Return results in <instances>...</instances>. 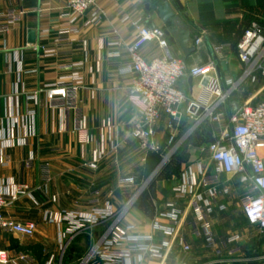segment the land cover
I'll list each match as a JSON object with an SVG mask.
<instances>
[{
    "label": "crops",
    "instance_id": "1",
    "mask_svg": "<svg viewBox=\"0 0 264 264\" xmlns=\"http://www.w3.org/2000/svg\"><path fill=\"white\" fill-rule=\"evenodd\" d=\"M41 1H0L2 11L20 6L27 9L23 20L14 25L8 35L0 38V129L11 126L13 118L19 117L20 127L16 134L18 137L28 135L25 145L10 149L12 163L2 170L1 175L26 182L33 188V198H20L15 206L4 211V215L16 221L38 224L32 238L0 232V248L8 250L14 257L26 254L28 260L24 264H44L50 254H57L61 262L66 239L64 233L69 224L66 221L48 223L45 210L49 206L63 215L113 211L111 218L71 234L75 238L86 235L88 239L86 247L74 250L80 257H72V263L68 264L88 255L114 223L122 227L132 226V234L153 235L160 243L163 236L153 225L156 220L168 221L163 214L169 211L168 204L174 201L181 212L179 233L191 244L192 251L185 256L181 246L174 244L164 260H147L144 264L222 262L215 252L192 234L194 214L189 205L190 199H179L173 191L189 166L197 169L198 163L203 162L209 167V154L203 150L207 145L187 135L189 129L186 127L193 122L187 115L173 128L169 127L171 118L168 115L155 125L154 139L161 146L160 152L164 157L171 136L185 142L162 175L144 188L145 177L154 169L157 156L145 154L132 134L134 127L142 121V115L139 108L127 99L131 78L122 76L119 70L131 63L126 46L138 35L137 21L138 25L166 28L159 12L146 8L147 3L157 0H100L106 11L103 19L86 28L72 45L56 44V31L49 36L40 35L41 29L48 23L38 13ZM181 3L183 9L177 13L184 24L194 31V36L204 35V42L188 58L176 44L170 42L171 53L184 59L188 67L206 64L211 58H217L219 64L225 63L227 67V70L222 69V80L236 79L241 73L237 44L253 21L264 25V0H181ZM52 5L55 8L52 14L56 17L59 1L52 0ZM125 17L128 19L124 21ZM31 29L36 30L35 44L28 42V31ZM82 40L87 42L86 46ZM115 42L122 45L115 46ZM214 48H222L219 57L214 54ZM53 49L56 50L55 55H45L46 50ZM115 52H120V55L115 56ZM141 54L151 61L162 56L163 50L156 41H152L142 47ZM75 63H81V66L69 67ZM76 71L85 77V87L79 93L76 109L65 112L51 108L45 94L37 102L29 99L37 89ZM189 77L180 82L188 100L206 99L204 86L197 79H193L191 84ZM261 86L246 88L260 96L264 94ZM245 94L224 105L222 110L226 116L236 104L248 99L249 95ZM186 108L187 103L180 109L185 112ZM81 124L86 127L87 138L78 129ZM200 125L201 128L204 126ZM95 157L99 159L95 161ZM30 158H33L32 163L27 166ZM131 177L136 178L134 184L122 182ZM224 188H229L228 193H223ZM218 189L219 193L213 201L216 237L223 242L234 232L243 236L235 246L225 248L220 245L222 255L229 258L230 263L240 261L234 258L247 256H253L254 262L263 261V256H256L264 254V238L248 224L243 214L239 199L242 187L238 176L221 174ZM48 199L50 203L44 205ZM221 206L225 208L221 209ZM234 248L235 252L230 254L229 250Z\"/></svg>",
    "mask_w": 264,
    "mask_h": 264
},
{
    "label": "built area",
    "instance_id": "2",
    "mask_svg": "<svg viewBox=\"0 0 264 264\" xmlns=\"http://www.w3.org/2000/svg\"><path fill=\"white\" fill-rule=\"evenodd\" d=\"M58 1L56 17L52 14L55 9L52 0H42L38 6L39 15L48 22L47 26L41 29L40 35L45 37L56 31L55 42L58 45L74 44L86 28L98 24L106 13L104 6L100 5V0ZM26 14L27 9L23 6L8 8L6 11L0 9V38L8 35L12 27L20 23ZM127 19L128 17L123 18L124 21ZM135 25L138 35L126 46L131 63L122 67L119 73L131 78L127 99L139 108L142 115V121L132 132L139 148L145 154L160 152L161 146L154 139V127L165 115L171 118L170 128L176 123H181L184 115L198 124L211 121L215 130L214 141L203 148L209 154L210 168L203 162L198 163L197 169L189 166L183 173L181 182L173 189L177 198L190 199L189 205L194 214L191 232L203 241L206 248L218 255H222L220 245L223 244L225 248L231 247L242 240V234L234 232L220 242L214 231L213 201L219 193L220 176L225 173L238 176L242 187L239 199L243 214L248 224L264 238V100L253 104L258 94L251 92L248 99L236 104L234 110L227 116L222 110L236 92L245 94L246 86L254 87L261 84L264 91V25L253 21L244 31L237 44L238 58L243 71L240 77L224 81L218 76L217 58H211L206 64L188 67L184 59L171 53L170 41L164 28L138 25V21ZM152 41L159 44L163 55L147 61L142 56L141 49ZM203 42V34L196 36L194 45L197 50ZM82 43L84 46L87 45L85 40H82ZM113 45L121 46L122 43L115 42ZM213 50L217 57L222 54V48ZM55 54V49L45 51L47 56ZM114 55L119 56L120 52H115ZM79 66L81 63L69 65ZM186 76L199 80L201 85L205 78H209V83L204 86L207 98L203 101H191L184 112L180 108L187 103L188 96L180 87V82ZM84 87L85 77L76 71L37 89L29 99L37 102L40 96L45 94L51 108L68 112L77 108L78 96ZM202 109L204 111L200 113ZM31 114L34 117V113ZM13 119L15 120L11 126L0 129V232L32 238L37 231L36 222L16 221L4 215V211L15 206L20 198L24 196L33 198V188L28 183L1 175L2 170L12 163L10 149L23 146L27 142L28 135L18 137L16 134L20 127V118ZM78 129L84 132V137L87 138L85 125L81 124ZM174 139L175 136H171L169 142L172 143ZM97 159L99 157H95V161ZM32 160L33 158H30L26 165L30 166ZM122 182L134 184L136 178H125ZM222 191L228 193L229 188ZM49 203L48 199L43 204ZM168 207L169 211L163 214L168 221L163 223L156 220L153 225L163 236L160 243L155 241L153 235L132 234L130 233L132 226L122 227L119 223H114L88 255L81 259L80 264H141L147 258L164 260L174 244L181 246L184 255H188L192 251V246L179 233L181 212L174 201L170 202ZM224 208L221 206V209ZM112 216V210L95 211L89 215L58 214L51 206L45 210V220L48 223L68 222L69 228L64 233L66 236ZM235 249L229 250L230 254H233ZM27 260L26 254L14 257L8 250L0 248V264H24ZM44 264L61 262L56 255L50 254Z\"/></svg>",
    "mask_w": 264,
    "mask_h": 264
},
{
    "label": "rangeland",
    "instance_id": "3",
    "mask_svg": "<svg viewBox=\"0 0 264 264\" xmlns=\"http://www.w3.org/2000/svg\"><path fill=\"white\" fill-rule=\"evenodd\" d=\"M240 71L241 72L243 71V66L241 64H240ZM240 75H241V73H240ZM240 75H238V77H240ZM245 93H246V96H248L249 93H250V88H246ZM241 94H244V93L236 92V94L233 95L232 99L229 102L231 103L232 100H238L237 98H239V95H241ZM189 100L187 101V106L191 102ZM262 100H264V94H262V95L260 94V96L256 97L253 100V104H256V103H258V102H260ZM229 102H228V105L230 104ZM191 121H193V122L189 125L190 127H186V129H189V132H188L187 135H189V136L191 135L192 137H195L196 138L195 140H197V142L203 143L205 145H208L210 142H212L214 140V132L215 131H214V127L212 126L211 121L207 120L205 123H202V125L204 124V126L202 128L200 127L201 126L200 124L195 122V120L191 119ZM183 140L184 139L176 137L174 139V141L172 143H170L168 149L165 152V158H163L155 166V168L149 174L146 175L145 179L147 180V182H145L144 188H145L146 185L148 186L155 179L160 177L162 175V173L165 171V169L174 161V158H175L176 154L178 153L180 148L183 146V143L185 142V140L184 141ZM56 238L58 239V236H56ZM87 239L88 238H87L86 235H81L78 238H75V235H71V234L67 235L64 243L62 242L63 245H64V249L62 251V256H60L61 262L63 264L67 263L68 261L72 263V261L70 260L72 257H74V256L80 257V256H78L77 253H75V251L78 248L86 247ZM73 248L75 249V251H74ZM55 255H56V258L58 259V255L57 254H55ZM63 255H64V259H63ZM216 256L220 260H222V262H219L218 264H254V263L255 264H264V260L263 259H261L263 261H260V260H256L255 262L252 261L254 258L252 259L251 257H253V256H251V257L247 256V257H243V258L242 257L234 258V259H239L240 260V261H237L235 263H230L229 262L230 259L229 258L227 259V257H224V255L221 256V255L216 254ZM260 256L264 257V254H260V255H258L256 257H260ZM147 260H151V259L147 258L145 260V262ZM226 260H228V261H226ZM80 263H81V259L79 261L75 260V262L73 264H80ZM141 264H144V262L141 263Z\"/></svg>",
    "mask_w": 264,
    "mask_h": 264
},
{
    "label": "water",
    "instance_id": "4",
    "mask_svg": "<svg viewBox=\"0 0 264 264\" xmlns=\"http://www.w3.org/2000/svg\"><path fill=\"white\" fill-rule=\"evenodd\" d=\"M148 10H155L159 12V18L166 25L165 33L172 44H176L181 50L185 58L194 54L197 50L194 45V31L184 24L182 18L177 13L178 10L183 9L181 0H157L155 3H147ZM28 42L35 44L37 42L36 30L31 29L28 31ZM216 59V58H215ZM222 69L227 70L226 64H217V72L220 80H222ZM192 84L193 77H189ZM209 78H205L202 85L207 86Z\"/></svg>",
    "mask_w": 264,
    "mask_h": 264
},
{
    "label": "trees",
    "instance_id": "5",
    "mask_svg": "<svg viewBox=\"0 0 264 264\" xmlns=\"http://www.w3.org/2000/svg\"><path fill=\"white\" fill-rule=\"evenodd\" d=\"M214 141V140H213ZM151 154H154V155H156L157 156V163H156V165L164 158V156L162 155V153L161 152H152ZM155 165V166H156ZM155 168V167H154ZM74 249V248H73ZM75 250V249H74ZM68 261V260H67ZM69 263V261L67 262V263H65V264H68Z\"/></svg>",
    "mask_w": 264,
    "mask_h": 264
}]
</instances>
